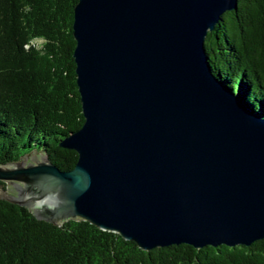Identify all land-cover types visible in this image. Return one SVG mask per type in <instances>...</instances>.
<instances>
[{
	"label": "water",
	"instance_id": "95a60500",
	"mask_svg": "<svg viewBox=\"0 0 264 264\" xmlns=\"http://www.w3.org/2000/svg\"><path fill=\"white\" fill-rule=\"evenodd\" d=\"M239 0H79L74 53L85 122L0 166V197L38 220L86 221L144 251L264 239V120L213 74L210 32Z\"/></svg>",
	"mask_w": 264,
	"mask_h": 264
},
{
	"label": "trees",
	"instance_id": "16d2710c",
	"mask_svg": "<svg viewBox=\"0 0 264 264\" xmlns=\"http://www.w3.org/2000/svg\"><path fill=\"white\" fill-rule=\"evenodd\" d=\"M78 2L0 0V166L35 153L64 171L78 162L61 146L85 122L74 57ZM206 53L218 80L264 120V0H239L208 34ZM0 264H264V239L144 251L86 221L38 220L0 197Z\"/></svg>",
	"mask_w": 264,
	"mask_h": 264
}]
</instances>
